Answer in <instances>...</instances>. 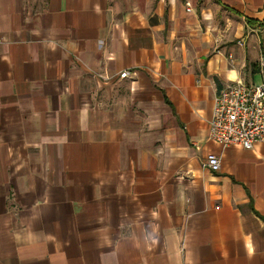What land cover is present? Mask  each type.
Returning a JSON list of instances; mask_svg holds the SVG:
<instances>
[{
	"label": "crops",
	"instance_id": "0c3cea01",
	"mask_svg": "<svg viewBox=\"0 0 264 264\" xmlns=\"http://www.w3.org/2000/svg\"><path fill=\"white\" fill-rule=\"evenodd\" d=\"M263 22L264 0H0V264H264V142L208 137L217 91L264 77Z\"/></svg>",
	"mask_w": 264,
	"mask_h": 264
},
{
	"label": "built area",
	"instance_id": "2783aa9c",
	"mask_svg": "<svg viewBox=\"0 0 264 264\" xmlns=\"http://www.w3.org/2000/svg\"><path fill=\"white\" fill-rule=\"evenodd\" d=\"M231 60L232 57L229 55ZM128 77V71L119 78ZM208 137L219 147L240 146L250 150L264 142V77L255 82L242 79L222 86L216 93L209 121ZM203 166L216 172L220 158L208 154Z\"/></svg>",
	"mask_w": 264,
	"mask_h": 264
},
{
	"label": "trees",
	"instance_id": "16d2710c",
	"mask_svg": "<svg viewBox=\"0 0 264 264\" xmlns=\"http://www.w3.org/2000/svg\"><path fill=\"white\" fill-rule=\"evenodd\" d=\"M262 25H264V22H263V24Z\"/></svg>",
	"mask_w": 264,
	"mask_h": 264
},
{
	"label": "rangeland",
	"instance_id": "374dc122",
	"mask_svg": "<svg viewBox=\"0 0 264 264\" xmlns=\"http://www.w3.org/2000/svg\"><path fill=\"white\" fill-rule=\"evenodd\" d=\"M257 81V80H256Z\"/></svg>",
	"mask_w": 264,
	"mask_h": 264
}]
</instances>
